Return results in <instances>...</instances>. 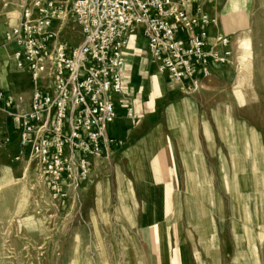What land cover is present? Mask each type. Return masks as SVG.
I'll list each match as a JSON object with an SVG mask.
<instances>
[{
	"label": "rangeland",
	"instance_id": "obj_1",
	"mask_svg": "<svg viewBox=\"0 0 264 264\" xmlns=\"http://www.w3.org/2000/svg\"><path fill=\"white\" fill-rule=\"evenodd\" d=\"M25 1L0 0V45ZM210 7L234 30L233 57L198 88L182 87L172 100L174 105L191 101L187 115H180L196 133L201 152L199 163L193 146L186 145L184 158V145L171 128L185 183L173 264H264V0H213ZM67 34L72 45H80L75 21ZM0 93L5 95L0 99V264H152L119 204L111 205L112 211L105 205L97 210L80 189L72 198L56 200L35 165L28 164L17 128L32 93L29 77L7 71L0 77ZM201 163L209 186L197 217L188 213L187 175Z\"/></svg>",
	"mask_w": 264,
	"mask_h": 264
},
{
	"label": "built area",
	"instance_id": "obj_2",
	"mask_svg": "<svg viewBox=\"0 0 264 264\" xmlns=\"http://www.w3.org/2000/svg\"><path fill=\"white\" fill-rule=\"evenodd\" d=\"M213 0H28L5 37L16 67L32 84L17 139L29 165L56 200L87 181L91 159L125 142L110 135L117 119L109 97L124 89L121 71L131 32L147 41L173 85L198 88L233 57V38L212 34ZM75 21L82 42L70 43ZM0 93V99L4 98ZM133 117V110H128ZM10 140L7 139V143Z\"/></svg>",
	"mask_w": 264,
	"mask_h": 264
},
{
	"label": "crops",
	"instance_id": "obj_3",
	"mask_svg": "<svg viewBox=\"0 0 264 264\" xmlns=\"http://www.w3.org/2000/svg\"><path fill=\"white\" fill-rule=\"evenodd\" d=\"M210 10L209 5L207 12L211 14ZM211 15L219 21L212 28L213 35L231 36L234 33L217 14L213 12ZM0 46V77L5 78L7 71L19 70L9 48L5 47V40ZM124 56L125 66L121 71L123 92L113 94L109 99L117 114L110 135L124 141L125 146L92 158L89 178L78 189L82 194L91 195L97 210L105 205L106 210L110 208L112 211L111 205L119 204L124 213L122 218L136 230L147 260L152 264H173L180 242L176 217L185 183L171 128H175L184 145V158L186 145L193 146L192 152L199 162L201 152L196 133L189 131L185 121L181 120L182 115H187L191 101L185 99L178 105L172 103L175 93L182 91V86L173 85L159 71L149 53L148 41L139 32L130 33ZM29 104L30 100L27 109ZM129 109L133 110V117L128 116ZM189 133L193 136L191 145L192 136L185 140ZM196 171L187 175L191 194L188 213L198 217L203 214L201 206L207 204L205 198L209 185L202 163ZM191 180L199 182L193 184ZM66 191L68 198L76 192L70 188ZM209 239L205 238L203 242H209Z\"/></svg>",
	"mask_w": 264,
	"mask_h": 264
},
{
	"label": "bare ground",
	"instance_id": "obj_4",
	"mask_svg": "<svg viewBox=\"0 0 264 264\" xmlns=\"http://www.w3.org/2000/svg\"><path fill=\"white\" fill-rule=\"evenodd\" d=\"M243 43H245V47H246V53L247 55L251 53V50L249 48V43L247 41H244Z\"/></svg>",
	"mask_w": 264,
	"mask_h": 264
}]
</instances>
